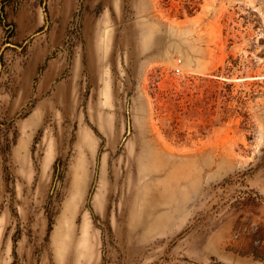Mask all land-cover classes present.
I'll return each mask as SVG.
<instances>
[{
	"label": "rangeland",
	"instance_id": "1",
	"mask_svg": "<svg viewBox=\"0 0 264 264\" xmlns=\"http://www.w3.org/2000/svg\"><path fill=\"white\" fill-rule=\"evenodd\" d=\"M0 264H264V0H0Z\"/></svg>",
	"mask_w": 264,
	"mask_h": 264
}]
</instances>
